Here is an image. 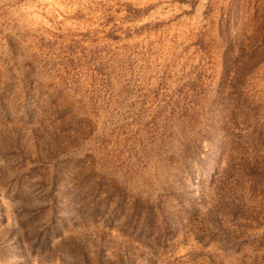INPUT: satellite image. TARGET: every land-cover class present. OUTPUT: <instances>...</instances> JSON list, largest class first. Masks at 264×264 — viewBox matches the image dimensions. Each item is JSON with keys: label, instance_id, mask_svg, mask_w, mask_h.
I'll list each match as a JSON object with an SVG mask.
<instances>
[{"label": "rangeland", "instance_id": "rangeland-1", "mask_svg": "<svg viewBox=\"0 0 264 264\" xmlns=\"http://www.w3.org/2000/svg\"><path fill=\"white\" fill-rule=\"evenodd\" d=\"M0 264H264V0H0Z\"/></svg>", "mask_w": 264, "mask_h": 264}]
</instances>
